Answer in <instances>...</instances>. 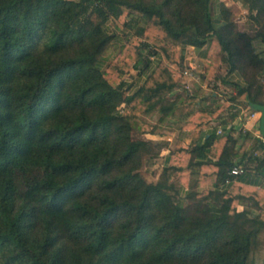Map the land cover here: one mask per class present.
I'll use <instances>...</instances> for the list:
<instances>
[{
  "label": "trees",
  "instance_id": "16d2710c",
  "mask_svg": "<svg viewBox=\"0 0 264 264\" xmlns=\"http://www.w3.org/2000/svg\"><path fill=\"white\" fill-rule=\"evenodd\" d=\"M214 1L0 0V264H264V189L245 181L264 175V140L235 137L240 115L264 105V0H242L260 51ZM187 49L207 60L203 83L234 90L226 108L200 86L170 102ZM142 62L150 71L125 95ZM154 109L191 144L149 183L154 146L133 134Z\"/></svg>",
  "mask_w": 264,
  "mask_h": 264
},
{
  "label": "rangeland",
  "instance_id": "374dc122",
  "mask_svg": "<svg viewBox=\"0 0 264 264\" xmlns=\"http://www.w3.org/2000/svg\"><path fill=\"white\" fill-rule=\"evenodd\" d=\"M224 4L231 12V18L235 24V27L238 31L244 32L247 35L250 36L251 39H253V44L255 45V49L257 51L263 50V48L260 46L256 36L258 32V26L253 20L254 14L249 12V6L247 3H245L242 0H215L214 1V14L217 15L219 11V5ZM105 30L109 34H114L118 38V40H121L122 42H125L127 37L126 34L128 31L123 27L122 22L117 20H110L106 26ZM117 40V41H118ZM129 41H132V38H128ZM113 43L105 52V57H109L114 55L115 52L119 49V43L118 42ZM202 52H198V50H190L187 49L185 52V56L187 58V66L183 65L182 69L179 70V73L181 74L185 68H192L195 72V74L199 78V84L192 83V82H186L181 77L178 90L173 93L169 100L173 104H177L178 97H183L186 89L184 86L185 83H189V87L191 88V92L194 91L195 85L203 86V88L207 91V93H218V102L220 105L226 108V105H228L227 101L228 98L232 93H235L234 90L228 86H224L222 84L218 85L217 83L211 81L210 84L203 83V80L201 78L202 72H203V65L207 62L206 59H204L203 56H201ZM142 55L146 56V53L142 51ZM151 62H156L155 57L149 58ZM150 67H145L143 62L140 64L138 69H131L128 74H126L123 77V91L124 94L127 95L137 88H139L142 83L143 79L146 77L147 73L150 71ZM225 68H221L219 71L217 78L220 79L225 73ZM145 72V73H144ZM231 79L233 81H242V78L239 74L232 75ZM259 81L261 84L264 85V80L262 78H259ZM219 82V80H218ZM175 96V97H174ZM249 110L244 111L238 121L239 126L238 129L240 130L242 128V132H244L243 125L246 123V115ZM245 115V116H244ZM138 124L135 126L134 131V138L137 140L145 141L153 143L152 147V153L145 155L142 162V167L140 170V175L149 183H156L161 178V175L163 173V169L170 165L171 159L170 158L174 153H177L179 149H183V146H187L185 142L183 141V137L181 133L176 131L175 124L172 123L170 116L168 113H160L158 109H154L148 114L141 113L138 117ZM260 119V114H259ZM246 129L251 131H256V126L252 124H248L245 126ZM146 132V133H145ZM250 132V133H251ZM162 146L163 148H166V154L168 155V159L165 160L164 156L161 155V152H159L158 155H155L157 152V148L155 145ZM163 154V153H162ZM163 154V155H166ZM170 158V159H169ZM179 186H181L180 195L181 197H184L186 192V187L179 183ZM184 204H186V201H184ZM254 259L256 262H261L264 260V233H262L259 236V246L254 254Z\"/></svg>",
  "mask_w": 264,
  "mask_h": 264
},
{
  "label": "built area",
  "instance_id": "2783aa9c",
  "mask_svg": "<svg viewBox=\"0 0 264 264\" xmlns=\"http://www.w3.org/2000/svg\"><path fill=\"white\" fill-rule=\"evenodd\" d=\"M181 77L183 78V80H185L186 82H192V83H196L199 84V78L198 76L195 74L194 70L192 68H188L185 69L182 73H181ZM186 85L184 86V88L186 89L187 92H191V88L188 86L189 83H185ZM245 116V115H244ZM259 121V113L253 110H249L247 115H246V123L243 125V129L244 131H249L248 129H246V125L248 124H252L256 126V134L255 137L264 140V138H262V136L259 134L258 132V125L257 122ZM218 134L222 133L221 129H218L217 131ZM242 169L241 168H234L231 170L230 172V176H238L240 174H242Z\"/></svg>",
  "mask_w": 264,
  "mask_h": 264
},
{
  "label": "crops",
  "instance_id": "0c3cea01",
  "mask_svg": "<svg viewBox=\"0 0 264 264\" xmlns=\"http://www.w3.org/2000/svg\"><path fill=\"white\" fill-rule=\"evenodd\" d=\"M193 50H195V49H193ZM198 52H201V51H199L198 50ZM198 85H195V87H197ZM201 88H203L204 87V85L203 86H200ZM177 91V90H176ZM175 97V96H174ZM182 99H183V97H178V102H177V104H179L181 101H182ZM170 119H171V121H172V123H174V121H173V119L170 117ZM175 124V123H174ZM215 126V124H213L211 127H209V128H207V129H204L203 130V132H202V135L201 136H204V135H206V134H208L212 129H213V127ZM238 126H239V124H238ZM256 129V128H255ZM176 131H178L179 133H181V135H182V137H183V141L185 142V144L186 145H190L191 144V140L187 137V135H186V132L185 131H180V130H176ZM251 132V131H250ZM251 134L253 135V136H255V134H256V131H252L251 132ZM238 135H239V129L237 128V132H236V134H235V137H237L238 138ZM238 143L240 144L241 143V141L240 140H238ZM161 155L162 156H164V159L165 160H167L168 159V155L166 154V148H163L162 147V149H161ZM166 154V155H163V154ZM259 153L261 154L262 153V151H259ZM170 158H172V156L170 157ZM169 158V159H170ZM259 169V171H263L264 172V166H262V167H259L258 168ZM245 181L249 184V185H256V187L257 188H259V189H264V175L262 176V175H250V176H245Z\"/></svg>",
  "mask_w": 264,
  "mask_h": 264
},
{
  "label": "water",
  "instance_id": "95a60500",
  "mask_svg": "<svg viewBox=\"0 0 264 264\" xmlns=\"http://www.w3.org/2000/svg\"><path fill=\"white\" fill-rule=\"evenodd\" d=\"M251 109L260 114L258 132L264 138V105H251Z\"/></svg>",
  "mask_w": 264,
  "mask_h": 264
}]
</instances>
